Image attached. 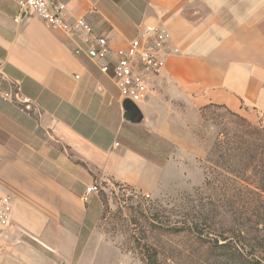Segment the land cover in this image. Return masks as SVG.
<instances>
[{
  "label": "crops",
  "instance_id": "crops-1",
  "mask_svg": "<svg viewBox=\"0 0 264 264\" xmlns=\"http://www.w3.org/2000/svg\"><path fill=\"white\" fill-rule=\"evenodd\" d=\"M16 14V0H0V196L13 205L0 264H73L76 251L88 261L96 216L85 187L156 194L169 166L183 176L206 153L190 137L201 107L264 125V0H68V20L84 16L113 49L138 24L169 31L177 51L137 102L75 56L63 30ZM139 140L169 148L164 163Z\"/></svg>",
  "mask_w": 264,
  "mask_h": 264
},
{
  "label": "rangeland",
  "instance_id": "rangeland-1",
  "mask_svg": "<svg viewBox=\"0 0 264 264\" xmlns=\"http://www.w3.org/2000/svg\"><path fill=\"white\" fill-rule=\"evenodd\" d=\"M234 130L235 117L225 109H202L190 137L205 148V155L189 159L183 176L169 166L163 188L156 194L149 192L147 198L145 192L128 185L96 182L99 189L91 202L96 216L94 251L86 255L89 262L79 264H148L147 249L156 252L157 264H215L208 236L215 239L228 228L247 231L251 252L264 259V220L249 214L231 216L229 206L214 204L217 192L204 186V160L213 142L218 133L226 131L230 136ZM193 223L208 225L213 232L199 237L193 230H180ZM80 258L81 252L76 251L72 263L78 264Z\"/></svg>",
  "mask_w": 264,
  "mask_h": 264
},
{
  "label": "trees",
  "instance_id": "trees-1",
  "mask_svg": "<svg viewBox=\"0 0 264 264\" xmlns=\"http://www.w3.org/2000/svg\"><path fill=\"white\" fill-rule=\"evenodd\" d=\"M208 107L223 108L235 117V130L230 136L226 131L218 133L213 142L204 160V186L217 192L214 204L229 206L231 216L242 218L249 214L264 220V125L253 124L224 105L208 104L200 111ZM139 144L152 152L159 164L167 159L169 148L142 140ZM183 229L193 230L199 237L203 232H213L210 226L200 227L197 223L180 230ZM226 232L218 233L215 239L208 236L207 244L215 255V264H264L263 258L251 252L247 231L228 228ZM149 250L146 251L148 264H157L156 252Z\"/></svg>",
  "mask_w": 264,
  "mask_h": 264
},
{
  "label": "built area",
  "instance_id": "built-area-1",
  "mask_svg": "<svg viewBox=\"0 0 264 264\" xmlns=\"http://www.w3.org/2000/svg\"><path fill=\"white\" fill-rule=\"evenodd\" d=\"M67 1L16 0L17 14L13 20L18 22L25 15L35 14L46 26L63 30L76 43L73 54L84 56L107 77L120 99L143 100L151 78L161 73L166 56L177 51L171 48L169 31L156 24H138L135 36L128 39L125 46L113 49L107 35L94 31L84 16L68 20ZM98 189L96 182L87 185L84 199L96 194ZM144 196L147 198L149 194L144 193ZM12 208L11 196H0V237L10 225Z\"/></svg>",
  "mask_w": 264,
  "mask_h": 264
},
{
  "label": "water",
  "instance_id": "water-1",
  "mask_svg": "<svg viewBox=\"0 0 264 264\" xmlns=\"http://www.w3.org/2000/svg\"><path fill=\"white\" fill-rule=\"evenodd\" d=\"M126 101H128V100H126Z\"/></svg>",
  "mask_w": 264,
  "mask_h": 264
}]
</instances>
